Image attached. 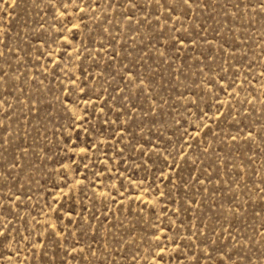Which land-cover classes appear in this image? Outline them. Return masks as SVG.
I'll return each mask as SVG.
<instances>
[{
  "label": "rangeland",
  "instance_id": "374dc122",
  "mask_svg": "<svg viewBox=\"0 0 264 264\" xmlns=\"http://www.w3.org/2000/svg\"><path fill=\"white\" fill-rule=\"evenodd\" d=\"M0 264H264V0H0Z\"/></svg>",
  "mask_w": 264,
  "mask_h": 264
},
{
  "label": "snow or ice",
  "instance_id": "6c2138e0",
  "mask_svg": "<svg viewBox=\"0 0 264 264\" xmlns=\"http://www.w3.org/2000/svg\"><path fill=\"white\" fill-rule=\"evenodd\" d=\"M185 2H187V0H185Z\"/></svg>",
  "mask_w": 264,
  "mask_h": 264
}]
</instances>
